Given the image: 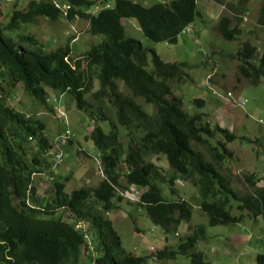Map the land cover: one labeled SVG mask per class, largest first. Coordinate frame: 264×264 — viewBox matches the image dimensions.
<instances>
[{"label": "trees", "instance_id": "trees-1", "mask_svg": "<svg viewBox=\"0 0 264 264\" xmlns=\"http://www.w3.org/2000/svg\"><path fill=\"white\" fill-rule=\"evenodd\" d=\"M58 2L69 6L65 19L86 20L88 32L104 39L69 59L67 43L44 51L32 34L9 35L39 17L60 18L62 12L52 0H27L12 10L6 23L0 22V264H148L149 258L163 261L178 255L186 256L189 264H209L205 254L196 249L204 236L202 224L174 247L136 255L124 249L107 216L119 207L118 193L135 185L145 188L137 204L150 222L164 232L175 231L182 222L191 221L192 205L183 198L166 199L159 184L165 183L175 193V181L183 179L196 187L199 209L211 226L240 222L243 215L264 218V184L246 174L244 181L250 189L239 192L231 185L230 170L222 167L234 156L227 143L235 134L204 121L201 113L189 114L173 91V82L185 80L190 63L162 60L153 48L126 35L122 24L123 18L134 19L148 40L174 44L180 34L191 32L198 0L150 5L132 0ZM94 5L98 8L92 12ZM230 6L233 16L221 15L216 25L227 41L241 35L239 22L247 11L241 7L239 13V6ZM256 22L264 29V0ZM148 53L151 68L147 67ZM232 59L237 60L236 81L244 77L258 85L264 79V45L259 51L243 41ZM94 79L98 87L93 91ZM18 85L52 113L58 104H49L47 89L67 93L78 110L89 114L94 126L84 138L99 151L103 171L96 185L65 191L67 177L60 179L54 168L62 164L63 154L54 150L45 123L8 103L9 94ZM88 94L95 104L86 98ZM191 102L202 107L204 99L196 97ZM144 104L153 106L152 114L145 111ZM102 120L107 123L106 131L98 124ZM71 136L66 130L61 141L70 144ZM160 156L172 170L169 173L151 159ZM35 174L46 176L50 184L46 195L38 193ZM234 207L241 211L239 215L231 213ZM77 221L86 224L88 239L76 228ZM256 260L264 264V253H256Z\"/></svg>", "mask_w": 264, "mask_h": 264}, {"label": "rangeland", "instance_id": "rangeland-1", "mask_svg": "<svg viewBox=\"0 0 264 264\" xmlns=\"http://www.w3.org/2000/svg\"><path fill=\"white\" fill-rule=\"evenodd\" d=\"M22 1L0 0L2 14L0 22L6 23L12 10L26 3ZM54 1L59 3L58 0ZM108 1L112 4V0ZM132 1L150 5L157 1L170 0ZM262 2L263 0H219V2L198 0V15L191 23V32L180 34L174 44L150 41L142 34L134 19H122L126 35L138 39L145 47L153 48L162 60L190 63L192 68L186 69L188 74L185 75V80L173 82L175 87L173 91L182 98L183 108L189 114L201 113L204 121L207 119L212 125L218 124L235 134L234 140L227 143V147L232 150L234 156L223 162L222 167L230 170L231 185L242 193L250 189L244 181L246 174H252L259 185L264 184V79L258 85L249 83L244 77L236 81L235 76L239 75L237 60L232 58L243 41L251 42L259 51L262 49L264 29L256 22ZM230 5H235V8L239 6V13L242 12L241 7H247V11L243 13L242 20L239 22L242 29L241 35L227 41L217 31L216 25L221 15L233 16L234 9ZM93 9L96 10L95 5ZM23 27L25 29H22ZM87 29V21L78 17L70 21L63 17L57 20L39 17L35 23L22 25L19 31H13L9 35L17 38L21 31L32 34L44 46V51L63 47L67 43L71 48L69 59H75L92 44L104 39L103 35H92ZM147 67L151 68L149 53ZM209 79H213L214 82H209ZM97 87L98 83L94 79L93 91ZM120 88L125 91L122 84ZM227 91H230L232 96L227 97ZM213 92H217L218 95H214ZM47 93L49 104L58 103L59 105L54 113L46 105H41L33 97L28 96L21 85L9 94L8 103L28 116L45 123V133L52 142L54 150L58 148L63 154L62 164L55 165L54 168L60 179L67 177L65 184L67 193L73 189L97 183L100 176H103L101 163L97 158L98 150L93 147L89 139L84 138V135L93 128V120L87 112L75 107L73 99L67 93L59 95L60 93L53 89H47ZM196 97L204 99L202 107H197L191 102ZM86 98L94 104L97 102L90 94L86 95ZM236 100L242 101L243 104L236 105ZM144 109L149 114L153 113L151 104H144ZM105 112L109 114L108 110ZM98 124L106 131L105 121H99ZM66 130L72 135L73 140L70 144L67 141H61V135ZM151 159L167 172L172 171L163 156L158 159L151 157ZM33 177L38 193L46 195L47 190H50L46 176L43 178L35 174ZM122 180L120 178V181ZM159 186L166 199L183 198L192 205L191 221L182 222L175 231L164 232L159 226L150 222L145 210L136 201L129 200L134 197V193L126 192L127 198L121 195L117 201L118 209L107 213L125 250L136 255H146L164 246L174 247L181 238L186 234L189 235L197 225L202 224L205 227L204 236L198 241L196 249L205 254L209 264H260L256 260V255L251 253H264L263 217L254 218L243 215L244 219L240 222L211 226L208 224V216L199 209L200 198L197 189L189 181L176 180L175 193H171L165 183ZM231 213L239 215L241 211L234 207ZM242 213L245 214L244 211ZM148 264H189V259L183 255L163 261L149 258Z\"/></svg>", "mask_w": 264, "mask_h": 264}, {"label": "clouds", "instance_id": "clouds-1", "mask_svg": "<svg viewBox=\"0 0 264 264\" xmlns=\"http://www.w3.org/2000/svg\"><path fill=\"white\" fill-rule=\"evenodd\" d=\"M22 2H24V1H22ZM52 2H53V0H52ZM109 4V3H108ZM60 5H67V4H60ZM96 7V6H95ZM69 9V8H68ZM67 9V10H68ZM66 10V11H67ZM97 10V9H96ZM96 10H94L93 8L91 9V11L92 12H95ZM60 11L62 12V16H61V18L63 17L64 19H65V17H66V14L65 15H63V10L60 8ZM67 21H70V20H68V19H66ZM209 78V77H208ZM62 94H64V93H62ZM62 94H59V95H62ZM213 94L214 95H218V93L217 92H213ZM226 96L227 97H230V96H232V93L230 92V91H227L226 92ZM58 104V103H57ZM236 105H242L243 104V102L242 101H237L236 100V103H235ZM238 105V106H239ZM59 106V105H58ZM56 108H58V107H56ZM97 154L99 155V151L97 152ZM94 155V154H93ZM97 158H98V156H97ZM103 178V176L101 177L100 176V180ZM99 181V180H98ZM98 181H97V183H98ZM97 183H95V184H93V185H96ZM135 187H137V186H135V185H130V186H128V188L127 189H124V190H121L118 194H120V196L122 195L123 197H125V198H127L126 197V195H125V193L127 192V194L129 193V192H133L134 193V197H129L128 195V198H130L129 200H131V201H138V199H139V196H140V194L145 190L144 188V190L143 189H141V190H138V189H136ZM75 226H76V228H78L81 232H82V234L84 235V237L85 238H87L88 239V236H89V232L87 231V226H86V224L84 223V222H82V221H77L76 222V224H75ZM176 233V232H175ZM177 235V234H176ZM165 239V238H164ZM165 241H166V239H165ZM256 255V254H255Z\"/></svg>", "mask_w": 264, "mask_h": 264}, {"label": "built area", "instance_id": "built-area-1", "mask_svg": "<svg viewBox=\"0 0 264 264\" xmlns=\"http://www.w3.org/2000/svg\"><path fill=\"white\" fill-rule=\"evenodd\" d=\"M23 1H27V0H23ZM53 2H54L56 7H59V8H61L63 10V15H65L66 14V10L69 8V6L68 5H60L59 3H56L54 0H53ZM97 8L98 7H96V9Z\"/></svg>", "mask_w": 264, "mask_h": 264}, {"label": "crops", "instance_id": "crops-1", "mask_svg": "<svg viewBox=\"0 0 264 264\" xmlns=\"http://www.w3.org/2000/svg\"><path fill=\"white\" fill-rule=\"evenodd\" d=\"M100 180V179H99ZM261 248V247H260ZM250 253V252H249ZM252 255H255V252L254 253H251Z\"/></svg>", "mask_w": 264, "mask_h": 264}]
</instances>
